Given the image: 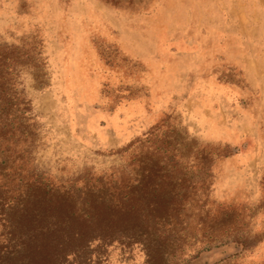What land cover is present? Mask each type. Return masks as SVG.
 <instances>
[{"label":"rangeland","instance_id":"374dc122","mask_svg":"<svg viewBox=\"0 0 264 264\" xmlns=\"http://www.w3.org/2000/svg\"><path fill=\"white\" fill-rule=\"evenodd\" d=\"M0 45L25 54L36 173L76 190L168 174L160 224L169 182L146 189L158 264H264V0H0Z\"/></svg>","mask_w":264,"mask_h":264},{"label":"trees","instance_id":"16d2710c","mask_svg":"<svg viewBox=\"0 0 264 264\" xmlns=\"http://www.w3.org/2000/svg\"><path fill=\"white\" fill-rule=\"evenodd\" d=\"M102 1L122 7L142 0ZM22 56L25 54L18 48L0 45V264H93L94 254L102 262L108 248L117 245L141 247L146 264H158L162 259L159 240L163 238H149L146 189L151 184L155 191L162 190L161 183L168 181L162 190L168 194L163 198L172 202L170 177H142L134 186L130 180L119 179L94 186L99 184L95 180L76 190L63 189L36 173L28 152L34 125L28 100L18 90ZM146 166L140 162L139 168L145 171ZM119 190L124 192L119 194ZM152 198L156 200L151 213L160 224L161 214L173 211L174 204H162L159 196ZM145 239L156 242L155 246ZM233 243L245 249L244 244ZM195 258L190 264H207Z\"/></svg>","mask_w":264,"mask_h":264}]
</instances>
